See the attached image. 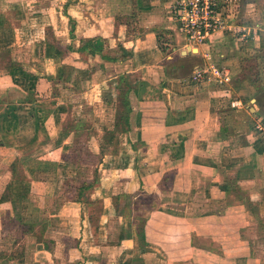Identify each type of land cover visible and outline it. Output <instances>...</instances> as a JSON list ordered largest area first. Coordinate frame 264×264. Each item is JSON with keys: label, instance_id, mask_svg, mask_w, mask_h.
<instances>
[{"label": "crops", "instance_id": "0c3cea01", "mask_svg": "<svg viewBox=\"0 0 264 264\" xmlns=\"http://www.w3.org/2000/svg\"><path fill=\"white\" fill-rule=\"evenodd\" d=\"M175 1L0 0V264H264V0H219L251 38L191 50Z\"/></svg>", "mask_w": 264, "mask_h": 264}, {"label": "built area", "instance_id": "2783aa9c", "mask_svg": "<svg viewBox=\"0 0 264 264\" xmlns=\"http://www.w3.org/2000/svg\"><path fill=\"white\" fill-rule=\"evenodd\" d=\"M172 17L190 50L207 44L215 35L225 30L234 33L243 42L251 38L249 29L234 27L228 22L219 0H176L172 5ZM211 68L212 64L197 66L192 73L193 80H209ZM258 127L263 130L260 125Z\"/></svg>", "mask_w": 264, "mask_h": 264}, {"label": "rangeland", "instance_id": "374dc122", "mask_svg": "<svg viewBox=\"0 0 264 264\" xmlns=\"http://www.w3.org/2000/svg\"><path fill=\"white\" fill-rule=\"evenodd\" d=\"M133 18L134 19H137V21H139V20L142 19V17H140V16L139 17L138 16H135ZM255 57L256 56L251 57L249 59V61H247V64L246 65H248V67L246 68V71H247L248 74H253V75H256L257 76L258 75V68H257L258 57H256V58ZM178 58H180V54L179 53H177L175 55V60L176 59L178 60ZM230 87H231L230 85H228V84L226 85L224 83H215V85H214L215 93H217L216 94L217 96L216 95L215 96L217 97V101H218L217 104H218V106L224 112H227V114H224V117L227 118L228 121L230 120V122H233V124H234L237 121L238 116H240L241 118H243V115H242V113H236L235 111H232V109H231L232 105L234 104V101L231 99L232 98L231 95L228 94L229 93V90H230ZM261 87L264 89V85H262ZM259 95H260L259 97H256L255 98L256 100H258L259 98H261L263 96L262 94H259ZM117 114H116V112L115 113L114 112H111L110 113V116H113V119H115ZM237 127L238 128L242 127L241 123H239L237 125ZM118 131H119V129L117 130V132ZM83 132H84V130H83ZM235 132L237 134H239L240 133V130L237 129V131H235ZM15 192L13 190H10V189H4V190L3 189H0V201L2 203H4ZM4 215H5L4 211L3 210H0V248L2 249L4 247L6 249V250H4V252H5L7 250L9 251L11 248L14 249L15 246H18V247L19 246H22L23 243H24V241H23L24 239L21 240L20 238H18V235L17 234L16 235H12L10 237V230L11 231L13 230L12 231L13 232L12 234H15V232H14V230L16 229L15 228V222L13 223L11 220L5 219ZM139 221L140 222H138V225H139V228H140V226L142 227V225H143L142 222L145 221V220H141L140 219ZM145 225H146V223H145ZM5 233H7V234L9 233V236L7 234H5ZM141 242H142L143 246H145V247H148L149 246V244H148V242L146 240V237H144V236L141 237ZM204 242L205 241L201 240V244H203ZM181 243L182 244H185L186 242L181 241ZM198 247H200V248L195 251V254L198 253V255H199V257L196 258V260L198 262L197 264H206L207 262L205 261V259H204L203 256L207 257V253L201 250V246H198ZM195 248L196 247L194 246V249ZM145 249L147 250V248H145ZM15 253L17 254V252H15ZM184 253L185 254H184L183 257H186V258L183 260L182 264H191V262H192L191 261V258H190V256H188V255H190L189 254L190 251L189 250L188 251L185 250ZM208 256H210V255L208 254ZM213 258H214V260H216V256L213 257ZM156 262H157L156 264H162L158 260Z\"/></svg>", "mask_w": 264, "mask_h": 264}, {"label": "trees", "instance_id": "16d2710c", "mask_svg": "<svg viewBox=\"0 0 264 264\" xmlns=\"http://www.w3.org/2000/svg\"><path fill=\"white\" fill-rule=\"evenodd\" d=\"M260 94H262L261 96V98H259L258 100H257V104H258V106L262 109V111L264 112V90L262 91V93H260ZM260 95H258V97H259ZM145 221H143L142 222V227L140 226V238L141 237H143L144 236V226H145ZM145 237V236H144Z\"/></svg>", "mask_w": 264, "mask_h": 264}]
</instances>
